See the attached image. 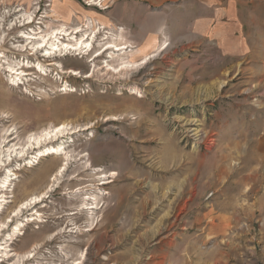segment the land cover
<instances>
[{"label": "rangeland", "instance_id": "obj_1", "mask_svg": "<svg viewBox=\"0 0 264 264\" xmlns=\"http://www.w3.org/2000/svg\"><path fill=\"white\" fill-rule=\"evenodd\" d=\"M95 1L0 0V264H264V0Z\"/></svg>", "mask_w": 264, "mask_h": 264}, {"label": "bare ground", "instance_id": "obj_2", "mask_svg": "<svg viewBox=\"0 0 264 264\" xmlns=\"http://www.w3.org/2000/svg\"><path fill=\"white\" fill-rule=\"evenodd\" d=\"M95 1V0H93ZM102 1H106V0H99L97 4H100ZM96 2V1H95ZM94 3V2H93ZM102 4V3H101ZM64 13V11H61ZM24 16H27L26 19L28 20V23L32 21L33 19V14L31 13H26ZM86 27V28H85ZM90 27H92V23H88L86 26H82V25H78L75 26L73 28L71 27H67V25H62L59 26L58 28H54L51 32L49 33H44L42 32H32V33H27L26 36H24L27 39V42L31 43L33 46V49H39L45 46V51L47 53H51L54 50H62V48L65 49H82L83 47H86L85 49H87V52L92 48V41L95 39L96 37V33L100 32L96 31L95 29L91 32V38L88 36L89 35V29ZM100 27V26H99ZM85 28V29H84ZM88 36V37H87ZM65 37L67 38V40H65ZM73 39H74V43H73ZM72 41V42H71ZM112 42H110V45H114ZM128 41L126 42H122L120 45V47H118L117 49L122 50V49H126L129 46L127 45ZM115 46H119L118 44ZM116 49V50H117ZM151 58V57H150ZM145 61L147 62L148 60V55H146L144 57ZM136 63V62H135ZM121 71H128V66L129 64L125 61L121 62ZM77 71L76 69H73V72ZM24 71H22L23 73ZM62 125V124H61ZM58 129L56 131V133H54V135L52 136V134L50 132H47L45 137L42 138L41 136H36V144L37 146H41L42 145V141H46V142H52L55 141L56 138H58L60 135H64L65 134V130L66 127L63 124L62 126H57ZM61 148V145H58ZM30 147V146H29ZM53 148L55 147H47L44 153H42V156H47L51 153H54L56 151H58L59 149L54 150ZM20 153V152H19ZM20 155V154H19ZM65 156H67V154L65 153ZM65 163H62V165H60V167L57 169L56 174L54 175V178L52 180V182L55 181V179L57 178V176L62 173L63 171L66 170V166L68 165V158H64ZM115 175V172L112 173ZM13 175H16V173H14ZM11 175H8L5 182L2 185V191H7L9 189V187L11 186ZM102 185L106 184L107 181H102L101 182ZM47 192H42L38 195H34L32 196L28 201L24 202L23 204L26 205L28 203H38L39 201H43V198L47 197ZM2 198H7L5 196H2ZM3 201L5 202L6 199H3ZM0 207H3V203H0ZM84 210V209H83Z\"/></svg>", "mask_w": 264, "mask_h": 264}]
</instances>
